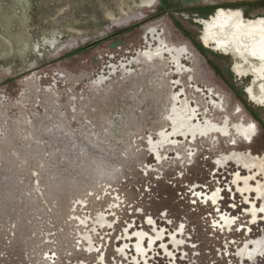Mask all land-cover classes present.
Returning a JSON list of instances; mask_svg holds the SVG:
<instances>
[{"label":"rangeland","instance_id":"obj_1","mask_svg":"<svg viewBox=\"0 0 264 264\" xmlns=\"http://www.w3.org/2000/svg\"><path fill=\"white\" fill-rule=\"evenodd\" d=\"M29 1L0 0V257L264 264V0Z\"/></svg>","mask_w":264,"mask_h":264},{"label":"bare ground","instance_id":"obj_2","mask_svg":"<svg viewBox=\"0 0 264 264\" xmlns=\"http://www.w3.org/2000/svg\"><path fill=\"white\" fill-rule=\"evenodd\" d=\"M28 3H30L29 0H23V1H21V0L19 1L18 0V3H17V6L16 7L19 10H21L20 12H22V16L23 15L24 16L26 15L25 14V11H26V6L28 5ZM149 6H151V5H149ZM236 18L237 17H234L233 16L231 19L233 20V19H236ZM241 18H242V20H244V18L240 16V19L238 18L237 20H235L234 21V24H233V22H231L229 26H225V27L224 26L223 27L214 26L213 29H212V31H211V33H214V34L208 35L203 40L204 43H205V45L208 46V45H210L212 43L211 45L214 47L213 49H215L216 51H225V50L227 51L228 49H225L224 40H225V38H226V36L228 34H231L232 31L233 32L239 31L238 30L239 27H237V26L240 25ZM248 25L250 26V24L245 25V24L242 23V26L249 27ZM229 28H230V30H229ZM150 34L152 36H154V37L157 38V40L159 42V45L157 46V48H154V49L153 48L152 49L151 48L150 49L148 48V50H146L145 52H142L141 56H144L146 59H148V61H150V63H152L153 66L157 65L160 62V60H162V59H164L165 62H166V60L169 59L170 60V63L167 61L166 63H163V64L160 65V67H161L160 68V72L161 73H163L164 71H167V72L168 71H172L171 73L175 75V74H178L177 72H175V71H177L178 68L182 72L184 71L183 69H185L188 73H191L192 72L191 71L192 68H190V66H188V63H186V60L191 61V59L188 57L189 56V53H188L189 51H188V49L184 45H181V46L180 45L179 46L168 45L167 42L163 40V38L161 37L160 33H158L156 29H152L151 32H150ZM243 34L248 35L247 32L246 33H243ZM154 37H153V39H154ZM55 42L57 43V40ZM52 44H54V43H52ZM29 46H30L29 43L28 44L26 43L25 45L23 44L21 46V48H20V51L27 53L29 51ZM261 46H262L261 44H258V46H253L252 48H253L254 51H258L261 48ZM262 48L264 49V46H262ZM236 54H238V53L237 52H234V51L228 53V55H233V56H235ZM141 56H139V58H137L135 60L134 59H132V60H134V62L135 61H140L141 60ZM256 58H257L256 57V54L253 55V56H250L249 55L248 60H252V61L257 62ZM141 64H144L145 67L148 66V62H146V61H144ZM171 64H173L174 66H176V69ZM122 67H123L122 69H125V68H127V65L122 63ZM197 67H198V65H196V73L194 72V75H195L194 80L195 81L197 80L196 79V76H197V74L199 72L197 70ZM235 69H236L235 73H238L240 76H244V72L238 66H235ZM186 71L182 73L183 74V77L188 74ZM162 76L164 77L163 81L166 82V83H164V86H169L168 84H170V82L168 81V78L166 79V75L163 74ZM100 80H102V77H100ZM103 80H104V78H103ZM196 83H197V81H196ZM186 92H188V91H186ZM186 95H188V94L186 93ZM193 96H196V95H193ZM0 97H2V96H0ZM194 98L196 99V97H194ZM191 99H192V97H191ZM203 115H204V113H203ZM233 160H231V161H233ZM125 172H126V170L124 169V171L122 173L124 174ZM128 175L129 176H132V172L129 171L128 172ZM128 183H131V180ZM106 185H108V184H106ZM216 197H217V194H215V197L214 196L211 197V199H213L216 202V199H217ZM222 219H223V222L226 223L229 226V225L233 224V222H235V219L236 218H232V217L225 216V217H222ZM240 254L244 258H246L247 260H249V261L252 260L254 262L256 260V255L257 254H256L255 250H247L246 254H244L243 252H241Z\"/></svg>","mask_w":264,"mask_h":264},{"label":"built area","instance_id":"obj_3","mask_svg":"<svg viewBox=\"0 0 264 264\" xmlns=\"http://www.w3.org/2000/svg\"><path fill=\"white\" fill-rule=\"evenodd\" d=\"M14 257H0V264H17Z\"/></svg>","mask_w":264,"mask_h":264},{"label":"snow or ice","instance_id":"obj_4","mask_svg":"<svg viewBox=\"0 0 264 264\" xmlns=\"http://www.w3.org/2000/svg\"><path fill=\"white\" fill-rule=\"evenodd\" d=\"M233 207H235V205H233ZM260 211H264V208L260 209Z\"/></svg>","mask_w":264,"mask_h":264}]
</instances>
